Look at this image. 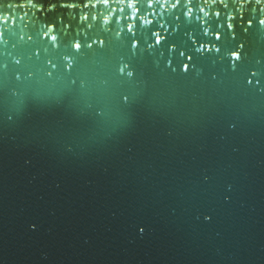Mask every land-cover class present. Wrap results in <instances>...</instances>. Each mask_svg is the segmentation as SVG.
<instances>
[{
    "label": "water",
    "instance_id": "1",
    "mask_svg": "<svg viewBox=\"0 0 264 264\" xmlns=\"http://www.w3.org/2000/svg\"><path fill=\"white\" fill-rule=\"evenodd\" d=\"M261 20L0 0V264H264Z\"/></svg>",
    "mask_w": 264,
    "mask_h": 264
},
{
    "label": "snow or ice",
    "instance_id": "2",
    "mask_svg": "<svg viewBox=\"0 0 264 264\" xmlns=\"http://www.w3.org/2000/svg\"><path fill=\"white\" fill-rule=\"evenodd\" d=\"M129 6H131V5H129ZM189 11H191V10L189 9ZM201 11H204V10L201 9ZM217 15H219V13H217ZM106 22H107V21H106ZM144 23L147 24V23H149V21H147V20L145 19ZM261 24H264V20H261ZM229 27H231V25H229ZM131 28H132V25L130 24V25H129V30H131ZM49 32H51V29H49ZM44 35L47 36L48 33H45ZM50 38H51L52 40H55V39H56V37H55L54 35L51 36ZM156 42L159 43V42H160L159 39H158ZM74 47H75L76 49H79V48L81 47V45H80V43L77 42V43L74 44ZM231 59H232L233 61H236V60H239V59H240V56L238 55V53H237L236 51H233V52H231ZM120 70H121V72H124V71H125V69H124L123 67H122ZM127 75L131 76L132 73L129 71V72L127 73Z\"/></svg>",
    "mask_w": 264,
    "mask_h": 264
}]
</instances>
